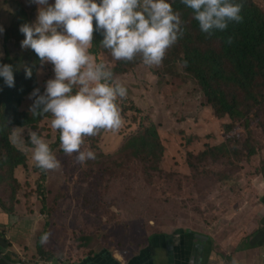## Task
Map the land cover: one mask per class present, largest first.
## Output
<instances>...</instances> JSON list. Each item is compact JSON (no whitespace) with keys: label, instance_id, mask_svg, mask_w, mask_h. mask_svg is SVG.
Masks as SVG:
<instances>
[{"label":"rangeland","instance_id":"374dc122","mask_svg":"<svg viewBox=\"0 0 264 264\" xmlns=\"http://www.w3.org/2000/svg\"><path fill=\"white\" fill-rule=\"evenodd\" d=\"M254 1L264 12V0ZM14 12L7 0H0V26L4 28L0 35V53L3 54L0 58L4 56V45L13 54L31 50L21 48L20 41L24 37L4 40L5 32L18 20ZM174 47L175 44L170 49ZM91 55L94 61L103 62L110 69L119 61L113 60L111 54ZM38 75L39 84L44 88L45 79L53 77L51 64L40 65ZM113 79L127 91L126 97L117 101L122 125L116 131L100 130L95 136L84 138L80 150H92L95 159L81 164L76 160V153L65 154L57 142L58 130L52 129L50 122L41 124L38 129H16L13 134L14 144L25 152L29 163L27 168L16 171L21 186L17 181L3 182L7 185L0 183V192L5 193L11 204L17 197L18 213L35 211L27 216L38 217L34 246L47 227V242L42 247L45 252L52 251L53 258L35 264H74L77 261L74 258L79 255L74 240L81 233L96 232L112 238L114 235L122 238L123 233L129 237L137 234L138 239L134 242L144 243L150 232L162 233L164 227L181 226L173 231L174 234L195 227V220H191L194 216L211 219L223 214L238 195L244 199L251 197V202L256 203L259 194L263 193V113L251 122L250 128H244L243 120L230 121L226 115L215 116L195 77L187 73L180 62L169 58L167 61L162 58L158 65L143 63L128 67ZM229 125L232 137L228 139L224 127ZM151 126L158 132L164 152L161 161L149 167L129 152H123L122 148L130 138ZM32 131L48 143L50 149L56 146L52 153L59 161V168L47 170V173L35 169L33 146L29 140ZM246 144L257 146L250 157ZM210 147V155L216 159L214 162L209 157L204 159ZM216 148L221 151L217 152ZM195 162L198 163V175L207 167L224 169L234 185L224 186L204 175L191 177L187 164L196 167ZM39 185L42 192L38 191ZM11 191H15L13 199ZM44 202L47 206L42 214ZM28 228V219L21 217L14 230L19 245L26 244ZM127 237L122 238L123 241ZM107 251L112 255L111 246ZM29 252L32 253H27L26 257L35 254L36 250ZM105 253L94 248V255L88 260L95 263L96 256ZM0 264H6V261L1 259Z\"/></svg>","mask_w":264,"mask_h":264},{"label":"clouds","instance_id":"9594fccd","mask_svg":"<svg viewBox=\"0 0 264 264\" xmlns=\"http://www.w3.org/2000/svg\"><path fill=\"white\" fill-rule=\"evenodd\" d=\"M29 2L37 5L36 15L32 22L19 26L24 37L20 46L31 49L41 66L51 64L53 71L42 93L34 88L29 94L30 99L34 97L29 111L33 116L50 114V127L59 131L61 150L68 155L76 153L77 162L83 164L95 159L92 150H80L84 138L95 136L100 130H118L122 117L117 101L127 95L126 88L113 79L111 69L94 61L89 53L93 20L95 31L102 35L99 43L110 51L113 60L132 61L139 55L145 65L152 66L158 65L166 50L183 35L180 15L173 10L170 0ZM180 2L191 10L199 30L209 36L225 30L229 23L242 20L241 4L236 0ZM3 32L0 26V35ZM24 71L25 77L30 78L31 68ZM0 79L6 86H14L12 65L0 63ZM29 140L33 146L32 160L38 168L54 170L60 166L49 144L35 131L29 133ZM40 242H47L46 234ZM28 261L22 258L17 264ZM36 262L42 263L39 259Z\"/></svg>","mask_w":264,"mask_h":264},{"label":"trees","instance_id":"16d2710c","mask_svg":"<svg viewBox=\"0 0 264 264\" xmlns=\"http://www.w3.org/2000/svg\"><path fill=\"white\" fill-rule=\"evenodd\" d=\"M7 1L12 10L15 11L18 20L5 32L4 40L5 42L11 39L21 40L23 35L19 32V26L35 19L37 5L30 3L29 0ZM236 2L241 4V22L229 23L225 30L214 31L209 36L199 30L190 9L186 8L180 0H170L173 10L180 15L183 35L178 37L173 49H170L171 47L167 49L170 52L166 51L163 58L165 61L169 58L180 62L186 72L195 77L204 90L207 102L212 107L215 116L226 115L230 121L243 120L244 128H250L251 122L258 120L261 113L264 114V12L254 0H236ZM93 27V43L89 52L96 57H101L103 54L110 55V51L103 48L99 43L102 35L95 31L94 20ZM214 44H216L215 47H213ZM4 48V56L0 58V63L12 65L14 86H6L0 79V183L7 185L3 182L14 183L17 181L21 186L15 176L16 171H21L20 168H27L29 162L28 156L14 144L13 134L16 129L20 128L38 129L41 124L50 122L51 115L45 113L33 116L29 111L34 99V97L30 99L29 94L34 88H38L41 93L44 90L39 84L40 63L35 53L30 50L25 54L22 52L13 54L9 52L7 46L4 45ZM141 64L143 61L139 55L132 61L119 60L111 69L113 77L123 73L128 67ZM26 67L32 70L30 78L25 77L24 70ZM230 128L231 125L224 127L228 139L232 137ZM57 142H60L59 137ZM55 147L51 146V151ZM256 148L257 146L246 144V149L250 150L247 156H252ZM211 149L212 147L206 150L204 159L209 157L214 162L216 159L210 155ZM262 149L264 150V148ZM215 150L218 152L221 151V148ZM122 151L129 152L136 160L152 167L161 161L164 148L160 144L158 132L151 126L144 133L130 138ZM197 165V162H195L196 167L187 164L191 177L199 178L204 175L220 181L224 186L232 187L234 185L233 179L226 170L207 167L204 172H201V175H198L200 172ZM261 165L264 169V160L261 161ZM34 166L37 171L47 173V170L38 168L35 162ZM38 189L39 192H42L40 185ZM15 191H11L12 199ZM241 199L239 195L236 197L237 202ZM17 203V197L11 204L5 198V193L0 192V216H3L4 213L8 216L21 215L24 217L35 214V211L18 213ZM45 206L47 204L42 203V214H45L43 212ZM214 217L211 218V221L214 220ZM117 220L118 218L114 222ZM204 221L207 222V219ZM46 230L47 227L40 233V239L34 246L36 252L30 255L27 264H35L36 259L52 260V251L51 253L45 252L40 242L41 236L47 233ZM96 235H98L96 232L81 233L74 240L75 247L80 249L95 245L98 241ZM91 251L94 250L91 249ZM6 257L11 259L9 255ZM11 260L22 262L21 257Z\"/></svg>","mask_w":264,"mask_h":264},{"label":"crops","instance_id":"0c3cea01","mask_svg":"<svg viewBox=\"0 0 264 264\" xmlns=\"http://www.w3.org/2000/svg\"><path fill=\"white\" fill-rule=\"evenodd\" d=\"M251 200L250 197L236 201L213 221L207 219L206 222L194 216L191 220H195V227L188 230L173 234L181 226H169L162 228V233L150 232L144 243L134 242L138 239L137 234L129 237L123 233L122 238L128 236L126 241L118 235L113 238L96 235L98 242L94 246L76 251L79 255L74 258L77 259L74 264H264V190L256 203ZM21 217L24 216H8L6 213L0 216V260H5L6 264L21 262L6 259L4 255L11 259L22 257L27 261L30 257L25 255L34 250L38 217H25L29 228L24 246L19 245L14 233ZM109 246L112 247V255L107 251ZM90 248L106 253L96 256L95 263H90L88 259L94 255ZM142 249L146 251L141 252Z\"/></svg>","mask_w":264,"mask_h":264}]
</instances>
